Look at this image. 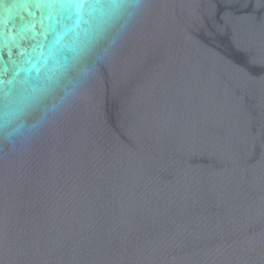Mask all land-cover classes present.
<instances>
[{
    "label": "water",
    "instance_id": "water-1",
    "mask_svg": "<svg viewBox=\"0 0 264 264\" xmlns=\"http://www.w3.org/2000/svg\"><path fill=\"white\" fill-rule=\"evenodd\" d=\"M30 11L0 28V264H264V0H129L87 36Z\"/></svg>",
    "mask_w": 264,
    "mask_h": 264
},
{
    "label": "clouds",
    "instance_id": "clouds-1",
    "mask_svg": "<svg viewBox=\"0 0 264 264\" xmlns=\"http://www.w3.org/2000/svg\"><path fill=\"white\" fill-rule=\"evenodd\" d=\"M128 3L129 0H0V28L24 14L31 15L32 6L46 4L69 14L73 19L72 29L87 36L94 24L111 18ZM51 19L49 17L50 22ZM14 38L11 34L0 33V41ZM0 100L4 102L0 107V131H3L12 123L19 111L20 102L13 98L3 82H0Z\"/></svg>",
    "mask_w": 264,
    "mask_h": 264
}]
</instances>
